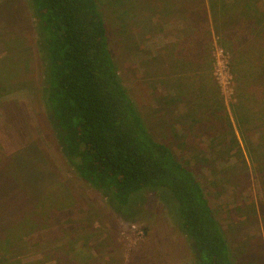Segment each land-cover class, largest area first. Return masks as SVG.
I'll return each instance as SVG.
<instances>
[{
    "label": "rangeland",
    "instance_id": "1",
    "mask_svg": "<svg viewBox=\"0 0 264 264\" xmlns=\"http://www.w3.org/2000/svg\"><path fill=\"white\" fill-rule=\"evenodd\" d=\"M96 1L119 77L149 132L196 175L235 263L264 264V0L212 25L213 40L201 33L192 42L187 25L166 23L178 10L171 0L159 9L152 0ZM224 32L240 35L229 52L218 43ZM43 75L28 0H0V253L7 264H196L159 191L146 190L126 211L137 217L130 222L79 178L42 101Z\"/></svg>",
    "mask_w": 264,
    "mask_h": 264
},
{
    "label": "trees",
    "instance_id": "2",
    "mask_svg": "<svg viewBox=\"0 0 264 264\" xmlns=\"http://www.w3.org/2000/svg\"><path fill=\"white\" fill-rule=\"evenodd\" d=\"M28 7L36 20L43 63L42 101L79 178L130 222L137 217L129 218L126 211L141 202L146 190L159 191L192 243L196 264H236L196 175L151 135L122 84L97 1L28 0ZM256 29L249 30V37ZM239 36L224 34L218 43L229 52L228 47L241 41ZM6 261L0 253V264Z\"/></svg>",
    "mask_w": 264,
    "mask_h": 264
},
{
    "label": "crops",
    "instance_id": "3",
    "mask_svg": "<svg viewBox=\"0 0 264 264\" xmlns=\"http://www.w3.org/2000/svg\"><path fill=\"white\" fill-rule=\"evenodd\" d=\"M162 1L166 0H152L151 3L153 2L155 8L159 9ZM171 1L172 4L170 3L169 7L178 10L173 12L174 15H170L171 17H173V19H171V17L168 15L164 16L166 19L170 20L166 21V23L179 24L183 26L187 25V31L189 30L190 32L185 31L183 34L185 36V39L191 42L197 39L195 38L196 34L199 35L201 33L204 34V36H202V39L213 40L214 28L212 25H222L226 23V20L235 18V16L240 18L241 16H243V13L246 10L252 11L253 9L251 5L254 6V4H256L255 0L254 4L252 3V0H205L204 2L201 1L200 5H196L193 7L192 0H190L189 3V0ZM245 15H247V13H245ZM203 26L206 27V30L202 28ZM218 35V37L221 36V34ZM229 39H233V37H230Z\"/></svg>",
    "mask_w": 264,
    "mask_h": 264
}]
</instances>
